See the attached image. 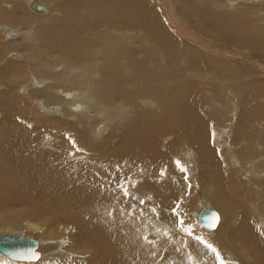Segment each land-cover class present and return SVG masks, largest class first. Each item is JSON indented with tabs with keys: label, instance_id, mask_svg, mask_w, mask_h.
I'll list each match as a JSON object with an SVG mask.
<instances>
[{
	"label": "bare ground",
	"instance_id": "bare-ground-1",
	"mask_svg": "<svg viewBox=\"0 0 264 264\" xmlns=\"http://www.w3.org/2000/svg\"><path fill=\"white\" fill-rule=\"evenodd\" d=\"M172 1L208 31L168 20L164 0H0V38L15 51L0 50V225L70 232L65 247L36 239L39 259L21 262L218 264L177 222L194 230L184 201L231 263L264 264V39L248 17L262 5Z\"/></svg>",
	"mask_w": 264,
	"mask_h": 264
},
{
	"label": "rangeland",
	"instance_id": "rangeland-1",
	"mask_svg": "<svg viewBox=\"0 0 264 264\" xmlns=\"http://www.w3.org/2000/svg\"><path fill=\"white\" fill-rule=\"evenodd\" d=\"M168 1V2H167ZM197 1H199V0H197ZM202 2H203V0H201ZM200 1V2H201ZM221 2H217V4H218V7H217V5H216V8L218 9H221V10H225L226 8V10H233V9H236V8H238V7H241L242 5H243V3L245 2V0H239V2L237 1V0H234V2H232V0H220ZM242 1V2H241ZM248 2H250L251 4H260V5H262L261 7H259V8H256V9H258V13H259V15H258V13H257V10L256 9H252L251 11H250V13H252V15H250V13L248 14V17L250 18L249 19V22H250V29L251 30H256L257 31V33H255V31H254V36L257 38L258 37V39H261V40H263L264 39V34H263V36L261 35V33H262V31H261V28L264 26V0H247ZM256 1V2H255ZM164 2H166L167 4L169 3V7L168 6H164L163 5V9L165 10V12L167 11V12H174L171 16H168V20H170L171 22H174V24H177V25H179V24H181V25H184V21H187V20H189V22H190V24H191V28H193V26L195 27V26H198L196 29H198L197 31L199 32H201V33H205V32H207L208 30H207V28L205 27V26H203L202 28H201V24H198L197 22V20H195L194 19V17L190 14L191 13V11L193 10V8L191 7V5L190 4H188V2H183L182 3V1L181 2H179V4L177 3V2H175V1H172V0H164ZM206 2H207V4H209L210 5V0H206ZM254 2V3H253ZM239 3H241V4H239ZM235 4H237V5H235ZM184 5H187V7L186 6H184ZM190 5V6H189ZM230 5V6H229ZM211 6V5H210ZM228 6V7H227ZM233 6V8H231ZM235 6V7H234ZM46 7H48V6H46ZM174 7V8H173ZM191 7V8H190ZM170 8V9H169ZM224 8V9H223ZM231 8V9H230ZM48 9H50V8H48ZM174 9H175V11H174ZM188 9V10H187ZM180 10V11H179ZM184 10H186V11H184ZM29 11H31L30 9H29ZM50 11H51V9H50ZM52 12V11H51ZM176 12H178V13H182L183 15L181 16V15H178V14H176ZM255 12V13H254ZM257 13V14H256ZM255 16H254V15ZM35 15V14H34ZM178 15V16H177ZM41 16V15H40ZM47 16V15H46ZM252 16V17H251ZM257 18V19H256ZM193 21H192V20ZM177 23H176V22ZM195 21V22H194ZM197 21V22H196ZM257 21V22H256ZM259 21V22H258ZM196 23H197V25H196ZM260 23H261V25H262V27L260 26L259 27V25H260ZM257 24V25H256ZM200 25V26H199ZM254 28V29H252V27ZM257 27H259L260 29H258L257 30ZM205 29V30H204ZM263 29V31H264V27L262 28ZM207 30V31H206ZM193 31H194V29H193ZM264 33V32H263ZM258 36H257V35ZM260 34V35H259ZM0 50H2V55H4V57L5 56H7V55H9L11 58L14 56V53H15V51H12L11 49V47H9V49L13 52V54H12V52H9L10 50H7L6 48H5V45L3 44V39L2 38H0ZM3 49H6V51L5 50H3ZM7 52V53H6ZM4 53V54H3ZM7 54V55H6ZM11 54V55H10ZM13 55V56H12ZM3 57V59L0 61V66L1 65H3L4 63H5V61H6V58H4ZM9 57V58H10ZM1 86H3L2 85V83H0V87ZM16 87H17V85H15ZM20 93V92H19ZM10 96H11V94H10ZM8 97V96H7ZM13 98H14V96H13ZM33 106V107H31V106ZM35 104L34 103H32V102H30V104H29V106L28 105H26V107L28 108H30L31 110L33 109V111H35V112H38V114H40V119H41V121L42 122H45L46 120H47V117H50L51 116V114H52V112L50 113V110H51V107H47V111L49 112V113H47V112H45V113H42L39 109H38V107H36V106H34ZM14 106H16L17 108H23L24 106L22 105V104H15ZM19 106V107H18ZM34 108H35V110H34ZM41 112V113H40ZM48 115H47V114ZM42 116V117H41ZM63 117V116H62ZM66 117H67V115H66ZM49 119V118H48ZM64 119H66V118H64ZM49 129H51V130H54V129H58V128H56L55 126L53 127L52 126V128H49ZM55 131V130H54ZM102 132H99V134H101ZM225 150V149H224ZM185 168H186V166H185ZM183 202V203H182ZM181 203H180V205H179V207H178V212L182 215L183 213V218H191V219H193L192 220V224L194 225V232L195 233H197L198 235H202L203 237H205V239H206V241L208 242V243H210V244H217V245H213L217 250H218V252L220 253V255H221V257L224 259V261H225V264H233V263H231L230 261V259H229V256H228V254H230L231 255V253L232 252H230L229 251V247H225L224 246V248L218 243V240H215V238L216 237H218V236H214V235H210L209 236V234L207 233V231L206 230H203V228L201 229L200 228V226H199V223L197 222V220L195 221V219L197 218V216L196 215H194V213H196V214H198L197 212H194V213H191V211H189L188 212V214L185 212V204H184V201H182ZM196 203V202H195ZM193 204V206L192 207H194L196 204ZM184 205V206H183ZM209 206H211V205H209ZM184 207V208H183ZM212 207H215L217 210H219L220 211V213L223 215V218L226 216L227 218L226 219H228L229 218V216H227L226 215V213L227 214H230L231 215V213L229 212V211H226L225 209H224V207H222L221 205H212ZM181 210V211H180ZM13 210H9V213L10 214H14V215H16V213H14V211L12 212ZM200 211V210H199ZM7 212V211H6ZM229 212V213H228ZM191 215V216H190ZM17 216V215H16ZM196 217V218H195ZM190 219V220H191ZM195 221V222H194ZM30 223V219L29 218H22V219H20V220H18V221H15V222H10V221H7L6 222V224L5 225H3V227L0 225V230L1 231H4V232H8V233H11V232H13V233H16L15 231H17V233L18 234H23V235H28V236H31V237H33V238H35V239H38L39 241H40V245H41V247L43 246V247H45V248H47V247H49V245L51 246V244L53 243V244H56V245H61V247H65L66 245H67V242L69 243V241H66V240H68V237L70 236V232H69V230L65 227V225L63 224L62 226V231H61V233L59 234V235H53V234H51L49 231L51 230L50 229V227H49V225L48 224H44V226L42 225V226H40L37 230L36 229H33V228H29L27 225ZM28 227V228H27ZM45 227V228H44ZM199 227V228H198ZM2 228V229H1ZM31 229V230H30ZM48 229H50V230H48ZM65 229H67V230H65L66 232H67V234H66V232L64 231ZM5 230H7V231H5ZM47 232V233H46ZM62 232H64V235H61L62 234ZM68 235V236H67ZM47 236V237H46ZM63 236H66V238L65 237H63ZM55 237V238H54ZM57 237V238H56ZM61 237H62V240H61ZM45 238H47V239H45ZM60 238V239H59ZM210 238H212L211 240H210ZM58 239V240H57ZM42 240V241H41ZM61 240V241H60ZM211 242H210V241ZM214 240V241H213ZM59 241V242H58ZM217 241V242H216ZM57 242V243H56ZM64 243V244H63ZM63 245H65V246H63ZM228 249V250H227ZM39 250H40V247H39ZM40 252H41V254L43 253V255H45V254H47L48 256H49V251H47V250H40ZM230 252V253H229ZM226 253V254H225ZM1 254V253H0ZM235 254V252L233 251V253H232V255H234ZM47 255H45L46 257H48ZM42 256V255H41ZM225 257V258H224ZM228 259H227V258ZM240 260H241V257L239 258ZM0 260H2L4 263L5 262H8V261H5V260H10V263L11 262H14L15 264H31V262H21V261H12V259H10V258H8V257H6V256H4L3 254L2 255H0ZM20 262V263H19ZM12 264V263H11ZM234 264H238L237 262L236 263H234Z\"/></svg>",
	"mask_w": 264,
	"mask_h": 264
},
{
	"label": "water",
	"instance_id": "water-1",
	"mask_svg": "<svg viewBox=\"0 0 264 264\" xmlns=\"http://www.w3.org/2000/svg\"><path fill=\"white\" fill-rule=\"evenodd\" d=\"M36 11H44L43 5L36 3L33 5ZM213 214L218 213L212 208L205 209L201 216L200 221L202 225L207 229H212L209 224L212 222ZM218 223V222H217ZM216 223V225H217ZM38 246V240L23 235H9L0 234V252L6 257L16 261H33L30 257L34 254L37 255L36 247ZM38 256V255H37Z\"/></svg>",
	"mask_w": 264,
	"mask_h": 264
},
{
	"label": "snow or ice",
	"instance_id": "snow-or-ice-1",
	"mask_svg": "<svg viewBox=\"0 0 264 264\" xmlns=\"http://www.w3.org/2000/svg\"><path fill=\"white\" fill-rule=\"evenodd\" d=\"M71 143L73 144V147H75V142L74 141H71ZM76 151H80V149L77 148ZM70 155H74V153H70ZM176 165H177V168L181 172H185L186 171V168L181 165L180 161H176ZM163 174L164 173L161 172V175H163ZM127 185H128V180H125V182L123 184H120L118 182L117 185H116V187L120 190V192L123 194V197H125V198L132 196V193L129 191V188H128ZM132 186L135 187V183L134 182H133ZM149 199H151V198L149 197ZM139 203L143 204V203H145V201L144 200H140ZM151 211L153 213H155L156 212V209L155 208H152ZM120 212H121V214H123V209H121ZM108 215L111 216L112 215V212H108ZM218 220H219V217L216 214H213L212 222L209 224V227L215 228L216 223L218 222ZM177 222L179 223L181 229L185 233H187V235H189V236H193L194 235L192 228L190 226H187L184 220L178 219ZM163 235L167 236L168 235V232L167 231L163 232ZM194 239L198 243L202 244L205 248H207L211 253L214 254L215 259L218 261V264H225L224 259L221 257V255L218 252V250L212 244L208 243L206 240H204L200 236H194ZM144 240L145 241H148V237L145 236L144 237ZM148 242L150 243L151 241H148ZM30 258L31 259H39V257L36 254H34V253H33V255Z\"/></svg>",
	"mask_w": 264,
	"mask_h": 264
}]
</instances>
